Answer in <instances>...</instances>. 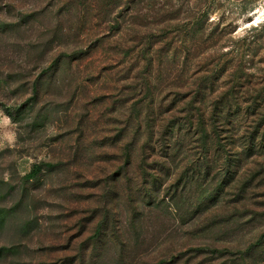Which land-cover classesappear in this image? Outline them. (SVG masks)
I'll list each match as a JSON object with an SVG mask.
<instances>
[{"label": "rangeland", "instance_id": "rangeland-1", "mask_svg": "<svg viewBox=\"0 0 264 264\" xmlns=\"http://www.w3.org/2000/svg\"><path fill=\"white\" fill-rule=\"evenodd\" d=\"M0 264H264V0H0Z\"/></svg>", "mask_w": 264, "mask_h": 264}, {"label": "trees", "instance_id": "trees-1", "mask_svg": "<svg viewBox=\"0 0 264 264\" xmlns=\"http://www.w3.org/2000/svg\"><path fill=\"white\" fill-rule=\"evenodd\" d=\"M40 167L39 166H35V168L33 169V171L30 173L29 176H34L37 172V169H39Z\"/></svg>", "mask_w": 264, "mask_h": 264}]
</instances>
